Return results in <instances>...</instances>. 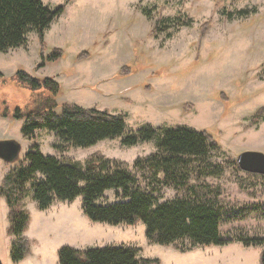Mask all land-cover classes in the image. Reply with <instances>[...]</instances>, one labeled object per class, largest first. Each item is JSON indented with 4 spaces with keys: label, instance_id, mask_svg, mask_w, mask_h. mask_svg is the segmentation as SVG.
<instances>
[{
    "label": "rangeland",
    "instance_id": "374dc122",
    "mask_svg": "<svg viewBox=\"0 0 264 264\" xmlns=\"http://www.w3.org/2000/svg\"><path fill=\"white\" fill-rule=\"evenodd\" d=\"M42 1L51 8L65 3L64 12L43 35V54L59 47L63 55L37 67L41 44L31 30L22 45L0 52L3 74L22 68L34 76H52L61 86L57 109L67 102L120 113L125 116L126 131L145 124L217 129L220 148L207 159L222 171L208 173L199 159L190 158L187 168L163 183V173L155 177L132 165L138 156L156 151L153 140L127 146L116 137L81 147L45 128L35 130L28 139L21 132L22 119L0 116V137L11 135L20 144L15 160L0 158L7 172L25 160L32 143H38L45 155L82 165L101 154L123 161L136 176L138 187L151 192L158 202L197 196L214 200L228 216L237 217L219 225L229 243L197 245L180 252L172 245L149 242L142 222L91 221L83 213L81 195L71 202H55L53 209L61 212L54 220L37 208L30 190L24 199L30 214L24 233L38 240V246L30 244L28 259H10L8 207L0 196V263L58 264V248L67 244L135 246L139 257H156L160 264H259L264 246L243 245L237 239L264 235V176L242 171L236 156L243 150L264 152V119L251 121L255 111L264 107V0ZM239 9L246 13L238 14ZM166 25V29H154ZM83 50L90 55L76 59ZM124 65L130 66L125 74L119 72ZM7 100L23 103V94L10 88ZM116 199L114 190H108L99 201Z\"/></svg>",
    "mask_w": 264,
    "mask_h": 264
},
{
    "label": "trees",
    "instance_id": "16d2710c",
    "mask_svg": "<svg viewBox=\"0 0 264 264\" xmlns=\"http://www.w3.org/2000/svg\"><path fill=\"white\" fill-rule=\"evenodd\" d=\"M64 10L65 3L51 8L42 0H0V52L19 47L25 42L26 34L34 30L41 44L37 67L58 59L63 55L59 47L43 54V35L51 21ZM237 13L243 14L246 10L239 9ZM168 26L154 29L163 30ZM89 55L90 51L83 50L75 57L81 59ZM129 67L124 65L119 72L128 73ZM10 88L22 92L23 103L7 100ZM60 88L52 76H34L22 68L11 75L0 71V116L22 119L21 132L28 139L33 138L35 130L45 128L71 145L81 147L116 137L127 146L153 140L156 151L138 156L132 165L135 169L150 171L155 177L163 173V183L187 168L190 158L199 159L208 173L222 171L219 164L212 165L207 159L212 150L220 148L217 129L145 124L126 131L125 116L120 113L67 102L57 109L56 96ZM219 95L225 97L222 92ZM263 111L264 107L255 111L252 123L264 119ZM30 190L39 210L47 209L55 200L71 202L81 195L83 213L91 221L111 225L142 222L149 242L172 245L180 252L197 245L229 243L230 238L222 237L219 225L237 217L236 214L228 216V211L214 200L197 196L158 202L151 192L138 187L136 176L123 161L94 154L82 165L68 158L45 155L38 143H32L25 153V160H19L17 167L6 172L0 181V196L8 207L6 232L12 236L9 255L13 262L24 259L30 252L31 241L24 235L30 222L24 199ZM108 190H114L117 199L100 202ZM237 240L243 245L264 246V235ZM137 253L135 246L104 245L79 249L64 244L58 249V264H160L156 257H139ZM258 260L259 264H264V247Z\"/></svg>",
    "mask_w": 264,
    "mask_h": 264
},
{
    "label": "water",
    "instance_id": "95a60500",
    "mask_svg": "<svg viewBox=\"0 0 264 264\" xmlns=\"http://www.w3.org/2000/svg\"><path fill=\"white\" fill-rule=\"evenodd\" d=\"M20 144L12 138L0 139V158L10 162L17 158ZM236 162L242 171L264 175V152L243 150L236 156Z\"/></svg>",
    "mask_w": 264,
    "mask_h": 264
},
{
    "label": "crops",
    "instance_id": "0c3cea01",
    "mask_svg": "<svg viewBox=\"0 0 264 264\" xmlns=\"http://www.w3.org/2000/svg\"><path fill=\"white\" fill-rule=\"evenodd\" d=\"M0 138H14L15 139V137H13V136H11V135H2ZM29 145H30V143H29ZM28 145V146H29ZM7 169V168H6ZM5 168H4V166H3V164H1V162H0V181H1V179H2V177L5 175V173L7 172V170H6ZM2 197V196H1ZM2 199H3V197H2ZM55 202H59V201H53L52 202V204L47 208V209H45V210H40V211H43L42 213H45L46 215H48L49 214V216H51V215H53L52 216V218L55 220V218H57L58 216H59V213L61 212V209L60 208H56V209H53L54 208V204H55ZM63 201H61L60 203H62ZM68 202V201H67ZM51 214V215H50ZM54 214H56V216L54 215ZM6 216H7V214H6ZM26 233V232H25ZM24 233V235L26 236V234ZM30 241H31V245H34V246H38V244L37 243H39L38 242V240H36V239H30L28 236H26ZM77 244V243H76ZM60 246H62V245H60ZM59 246V247H60ZM76 246V245H75ZM75 246H73V247H75ZM75 248H78V247H75ZM59 249V248H58ZM79 249H83V248H79ZM31 251H32V249H31ZM30 255H32V252H31V254ZM41 258V257H40ZM26 259H28V256L26 257Z\"/></svg>",
    "mask_w": 264,
    "mask_h": 264
}]
</instances>
